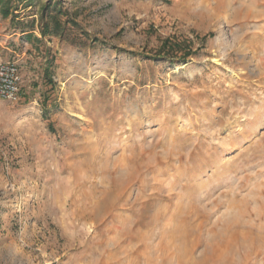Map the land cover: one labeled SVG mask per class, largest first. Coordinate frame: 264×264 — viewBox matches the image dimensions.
<instances>
[{
  "label": "rangeland",
  "instance_id": "obj_1",
  "mask_svg": "<svg viewBox=\"0 0 264 264\" xmlns=\"http://www.w3.org/2000/svg\"><path fill=\"white\" fill-rule=\"evenodd\" d=\"M50 1L84 44L41 36ZM11 3L0 264H264V0Z\"/></svg>",
  "mask_w": 264,
  "mask_h": 264
},
{
  "label": "trees",
  "instance_id": "obj_2",
  "mask_svg": "<svg viewBox=\"0 0 264 264\" xmlns=\"http://www.w3.org/2000/svg\"><path fill=\"white\" fill-rule=\"evenodd\" d=\"M12 0H0V12L4 17H9L13 14L17 18V13L12 9ZM65 18V20H63ZM39 31L41 36L44 37H60L64 40L70 41L73 44H84L83 39H89V34L86 33L81 25L70 16V13L62 9L58 2L50 1L43 5L39 17ZM71 33H76L78 35ZM32 37L31 35L28 36ZM73 37V38H71ZM71 38V39H70ZM95 42L98 39H94ZM181 53V55H178ZM164 54V55H163ZM166 56L172 61L180 59L182 62L186 61L191 55L189 47L185 46L183 42H168L161 48L159 56ZM49 81L52 83L51 76H48Z\"/></svg>",
  "mask_w": 264,
  "mask_h": 264
},
{
  "label": "built area",
  "instance_id": "obj_3",
  "mask_svg": "<svg viewBox=\"0 0 264 264\" xmlns=\"http://www.w3.org/2000/svg\"><path fill=\"white\" fill-rule=\"evenodd\" d=\"M20 72L12 62H0V97L17 101L20 97Z\"/></svg>",
  "mask_w": 264,
  "mask_h": 264
}]
</instances>
